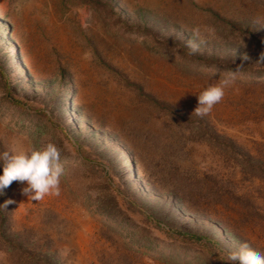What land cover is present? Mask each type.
Wrapping results in <instances>:
<instances>
[{
    "label": "rangeland",
    "instance_id": "374dc122",
    "mask_svg": "<svg viewBox=\"0 0 264 264\" xmlns=\"http://www.w3.org/2000/svg\"><path fill=\"white\" fill-rule=\"evenodd\" d=\"M261 55L264 0H0V153L53 142L65 167L58 196L4 189L0 264L264 254ZM232 71L212 112L192 114Z\"/></svg>",
    "mask_w": 264,
    "mask_h": 264
},
{
    "label": "clouds",
    "instance_id": "9594fccd",
    "mask_svg": "<svg viewBox=\"0 0 264 264\" xmlns=\"http://www.w3.org/2000/svg\"><path fill=\"white\" fill-rule=\"evenodd\" d=\"M206 32L214 36L215 30L207 28ZM193 35L200 42L193 40L187 42L189 49L187 55L192 56L200 51V44L205 41L201 38L200 28L193 29ZM246 59V57H245ZM264 60V55H261ZM239 67V66H238ZM238 70V68H237ZM236 71L228 72L218 82L209 84L197 95V106L192 114L204 117L210 114L215 105L225 97L226 89L236 81ZM191 114V115H192ZM0 195L13 181L26 182V187L21 191L31 201H41L46 196L60 195L61 179L65 175V167L61 163V150L53 142L46 143L37 148L32 144L23 147H13L0 153ZM12 200L4 201L5 209ZM227 264H264V254L249 247L247 243L239 245L238 250L230 252L226 260Z\"/></svg>",
    "mask_w": 264,
    "mask_h": 264
},
{
    "label": "trees",
    "instance_id": "16d2710c",
    "mask_svg": "<svg viewBox=\"0 0 264 264\" xmlns=\"http://www.w3.org/2000/svg\"><path fill=\"white\" fill-rule=\"evenodd\" d=\"M0 228H2V229L5 228L4 225H3V223H2V225L0 226ZM2 235H3V239H4L5 241H7L8 244H13V243L15 242V240H14V239H16V236H15V235H13V236H11V237L5 236L3 233H2ZM9 251L12 252V249H10Z\"/></svg>",
    "mask_w": 264,
    "mask_h": 264
}]
</instances>
